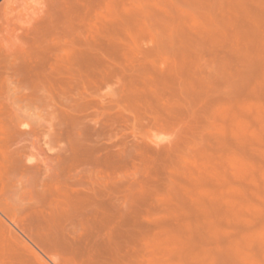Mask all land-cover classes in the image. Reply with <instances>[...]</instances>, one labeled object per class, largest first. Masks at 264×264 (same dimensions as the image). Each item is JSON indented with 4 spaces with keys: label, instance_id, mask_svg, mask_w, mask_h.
Here are the masks:
<instances>
[{
    "label": "rangeland",
    "instance_id": "1",
    "mask_svg": "<svg viewBox=\"0 0 264 264\" xmlns=\"http://www.w3.org/2000/svg\"><path fill=\"white\" fill-rule=\"evenodd\" d=\"M88 1L38 89L0 48V264H264V0Z\"/></svg>",
    "mask_w": 264,
    "mask_h": 264
},
{
    "label": "bare ground",
    "instance_id": "2",
    "mask_svg": "<svg viewBox=\"0 0 264 264\" xmlns=\"http://www.w3.org/2000/svg\"><path fill=\"white\" fill-rule=\"evenodd\" d=\"M76 11L89 18V1L0 0V48L8 47L1 64L6 71L9 69L20 80L34 79L37 89L42 79L56 77L60 64L72 60L77 45L89 48L93 44L89 27L85 33L77 31ZM98 32L101 34L100 30ZM18 88L16 93H24L26 89Z\"/></svg>",
    "mask_w": 264,
    "mask_h": 264
}]
</instances>
